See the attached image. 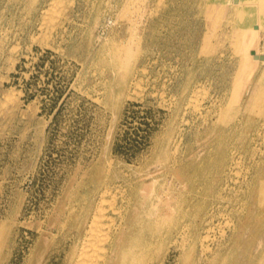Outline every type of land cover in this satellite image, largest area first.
<instances>
[{
  "label": "rangeland",
  "instance_id": "374dc122",
  "mask_svg": "<svg viewBox=\"0 0 264 264\" xmlns=\"http://www.w3.org/2000/svg\"><path fill=\"white\" fill-rule=\"evenodd\" d=\"M62 1L0 0V264H77L85 240L91 264L109 243L88 236L100 204L111 235L112 204L148 214L130 264H264V61L242 40L253 20L227 0ZM257 43L264 53L263 29Z\"/></svg>",
  "mask_w": 264,
  "mask_h": 264
},
{
  "label": "bare ground",
  "instance_id": "6f19581e",
  "mask_svg": "<svg viewBox=\"0 0 264 264\" xmlns=\"http://www.w3.org/2000/svg\"><path fill=\"white\" fill-rule=\"evenodd\" d=\"M62 1V0H61ZM64 1V0H63ZM62 1V3H64ZM85 1V0H84ZM139 1H141V0H139ZM218 1V0H217ZM227 1H229V2H231V5H232V7L234 8V9H237L238 10V14L243 18V19H245V21L248 23L249 21L251 22L252 20V22H253V24H252V29L251 28H247V29H245L244 30V33H242V40H244V44H245V47H244V56L245 57H247L248 59H253L255 62H256V60H258V61H264V53H262L259 49H258V43H257V34H258V30L259 29H263L264 30V0H227ZM8 2V1H7ZM83 2V1H82ZM94 2V1H93ZM127 2V1H126ZM213 2V1H212ZM211 2V3H212ZM2 3V2H1ZM53 3H55V2H53ZM137 3V2H136ZM179 3V2H178ZM207 3V2H206ZM206 3H205V5H206ZM216 3V2H215ZM221 3V2H220ZM219 3V4H220ZM52 4V3H51ZM60 4V3H59ZM58 4V5H59ZM75 4V3H74ZM127 4V3H126ZM135 4V3H134ZM200 4V3H199ZM245 4V5H244ZM52 5H54V4H52ZM51 5V6H52ZM58 5H56V6H58ZM60 5H63V4H60ZM59 5V6H60ZM128 5V4H127ZM174 5V4H173ZM32 6V5H31ZM84 6V5H83ZM132 6V5H131ZM142 6V5H141ZM2 7V6H1ZM14 7V6H13ZM21 7V6H20ZM25 7V6H24ZM53 8L55 7V5L54 6H52ZM86 7V6H85ZM133 7H135V5L133 6ZM138 7V6H137ZM210 7H212L211 5H210ZM30 8V7H29ZM62 8V7H61ZM7 9V8H6ZM44 9V8H43ZM49 9H51V8H49ZM48 9V11H50L51 12V10H49ZM57 9V8H56ZM55 8L53 9L54 10V12H55V10H56ZM59 9V8H58ZM129 9V8H128ZM128 9H127V11H128ZM135 9V8H134ZM139 9V8H138ZM141 9V8H140ZM212 9V8H211ZM13 10V9H12ZM231 10V9H230ZM57 11V10H56ZM79 11V10H78ZM84 11V10H83ZM130 11V10H129ZM227 11V10H226ZM49 12V13H50ZM53 12V11H52ZM54 12H53V14H50L51 16H53L54 15ZM214 12V11H213ZM38 13V12H37ZM36 13V14H37ZM60 13V12H59ZM126 13V12H125ZM140 13V12H139ZM210 13H212V11L210 12ZM220 13V12H219ZM232 13V12H231ZM22 14V13H21ZM48 14V13H47ZM57 14H58V12H57ZM87 14V13H86ZM123 15H124V13H122ZM133 14V13H132ZM143 14H144V12H143ZM229 14V13H228ZM233 14V13H232ZM23 15V14H22ZM31 15V14H30ZM49 15V16H50ZM56 15V14H55ZM126 15V14H125ZM129 15V14H128ZM127 15V16H128ZM146 15V14H145ZM208 15V14H207ZM25 16V15H24ZM168 16V15H167ZM211 16V15H210ZM226 16V15H225ZM240 16H238V17H240ZM36 17H37V15H36ZM54 17H56V16H54ZM103 17H105V16H103ZM131 17H134V18H136L135 16H131ZM139 17H140V14H139ZM214 17H216V16H214ZM22 18V17H21ZM47 19H48V17H46ZM84 18V17H83ZM117 18V17H116ZM142 18V17H141ZM178 18V17H177ZM207 18V17H206ZM105 19V18H104ZM129 19L130 18H128V21H129ZM214 19V18H213ZM218 19V18H217ZM216 19V20H217ZM40 20V19H39ZM48 20H51V18L50 19H48ZM47 20V21H48ZM131 20H133L132 18H131ZM227 20V19H226ZM45 21V20H44ZM62 21V20H61ZM77 21V20H76ZM37 22V21H36ZM133 22V21H132ZM134 22H135V20H134ZM219 22V21H218ZM251 22V23H252ZM70 23V22H69ZM119 23V22H118ZM121 23V22H120ZM142 23V22H141ZM140 23V24H141ZM162 23V22H161ZM250 23V24H251ZM52 24H54V23H52ZM134 24V23H133ZM136 24V23H135ZM134 24V25H135ZM138 24V23H137ZM242 24V23H241ZM32 25V24H31ZM42 25V24H41ZM47 25H48V23H47ZM116 25V24H115ZM176 25V24H175ZM34 26V25H33ZM38 26V25H37ZM66 26V25H65ZM68 26V25H67ZM121 26V25H120ZM130 26V25H129ZM206 26V25H205ZM36 27V26H35ZM43 27V26H42ZM101 27V26H100ZM107 27V26H106ZM243 27V26H242ZM34 28V27H33ZM71 28V27H70ZM129 28V27H128ZM132 28H134L133 26H132ZM54 29V28H53ZM52 29V30H53ZM63 29V28H62ZM80 29V28H79ZM110 29V28H109ZM118 29V28H117ZM136 29V28H135ZM165 29H167V28H165ZM82 30V29H81ZM119 30V29H118ZM121 30H122V28H121ZM134 30V29H133ZM43 31V30H42ZM66 31V30H65ZM113 31V30H112ZM116 31V30H115ZM131 31V30H130ZM46 32V31H45ZM136 32H137V29H136ZM136 32H135V34H136ZM155 32V31H154ZM165 32V31H164ZM60 33V32H59ZM58 33V34H59ZM131 33V32H130ZM133 33H134V31H133ZM46 34V33H45ZM49 34H50V32H49ZM69 34V33H68ZM79 34V33H78ZM137 34H138V32H137ZM168 34V33H167ZM51 35V34H50ZM132 35V34H131ZM130 35V36H131ZM43 36H45L44 34H43ZM46 36H48V34H46ZM59 36V35H58ZM73 36V35H72ZM136 36V35H135ZM155 36V35H154ZM65 37V36H64ZM76 37V36H75ZM93 37H94V35H93ZM132 37V36H131ZM73 38V37H72ZM141 38V37H140ZM209 38V37H208ZM44 39V38H43ZM49 40V39H48ZM129 40V39H128ZM128 40H127V42H128ZM130 41V40H129ZM132 41V40H131ZM160 42V41H159ZM99 43V42H98ZM122 45H124L123 43H121ZM130 44V43H129ZM213 44V43H212ZM126 45H128L127 43H126ZM130 45H128V47H129ZM119 47L121 48V46L119 45ZM212 47H213V45H212ZM217 47V46H216ZM215 47V48H216ZM94 48V47H93ZM212 49H214V47L212 48ZM125 50H127V49H125ZM130 50H131V46H130ZM12 51V50H11ZM138 51V50H137ZM145 51V50H144ZM127 52V51H126ZM217 52V51H216ZM124 53V52H123ZM131 53V52H130ZM134 53V52H133ZM215 53V52H214ZM120 54H121V52H120ZM150 54V53H149ZM222 54V53H221ZM208 55H210V54H208ZM217 55H218V53H217ZM118 56H121V55H118ZM122 57H124V59H126V56H121V58ZM128 58V57H127ZM211 58V57H210ZM243 58V57H242ZM138 60V59H137ZM243 60V59H242ZM247 60V59H246ZM253 61V62H254ZM116 65H117V67H118V69L120 70V71H122V73L124 74V72H126V71H128L129 70V68H130V63L129 62H127V61H124L123 59L121 60L120 59V57H118V58H116ZM223 63V62H222ZM96 64V63H95ZM97 66V65H96ZM182 67V66H181ZM140 69V68H139ZM143 69V68H142ZM263 70H264V68H263ZM262 70V71H263ZM104 71V70H103ZM216 71V70H215ZM240 71H243V70H240ZM261 71V70H260ZM214 73V72H213ZM122 75V74H121ZM259 76V75H258ZM207 77V76H206ZM250 78V77H249ZM182 79V78H181ZM196 88V87H195ZM200 90V89H199ZM231 90V89H230ZM191 92V91H190ZM192 92H193V90H192ZM230 92V91H229ZM233 92V91H232ZM132 93V92H131ZM194 93V92H193ZM234 93V92H233ZM200 94V93H199ZM206 95H207V93H206ZM238 95V94H237ZM15 96H17L16 95V91H9V92H7L6 94H5V101H9V100H12V99H14L15 98ZM192 96V95H191ZM193 97V96H192ZM197 97V96H196ZM194 99H195V97H194ZM214 99V98H213ZM262 99L264 100V93L262 94ZM188 102H190V101H188ZM229 102V101H228ZM238 102V101H237ZM194 103V102H193ZM230 104H232V103H230ZM244 104H245V102H244ZM185 105V104H184ZM197 105V104H196ZM199 105V104H198ZM166 106V105H165ZM182 106V105H181ZM232 106V105H231ZM261 106V105H260ZM214 107H215V105H214ZM217 107V106H216ZM225 107H227V105L225 106ZM243 107H244V105H243ZM203 108V107H202ZM220 108V107H219ZM253 108V107H252ZM181 109H182V107H181ZM197 110V109H196ZM217 110V109H216ZM220 110V109H219ZM229 111V110H228ZM231 111V110H230ZM244 111V110H243ZM248 111H249V109H248ZM237 112V111H236ZM203 113V112H202ZM206 113V112H205ZM222 113V112H221ZM225 113V112H224ZM231 113V112H230ZM233 113V112H232ZM235 113V112H234ZM208 114V113H207ZM206 114V115H207ZM216 114V113H215ZM201 115V114H200ZM209 115V114H208ZM222 116V115H221ZM231 116V115H230ZM238 116V115H237ZM240 116H241V114H240ZM243 116V115H242ZM246 117V116H245ZM229 118V117H228ZM213 119V118H212ZM236 119V118H235ZM240 119V118H239ZM245 119V118H244ZM214 121V120H213ZM220 121V120H219ZM226 121V120H225ZM230 121V120H229ZM238 121V120H237ZM241 121V120H240ZM250 121V120H249ZM224 122V121H223ZM252 122V121H251ZM261 122V121H260ZM204 123V122H203ZM207 123V122H206ZM214 123V122H213ZM220 123V122H219ZM257 123H259V122H257ZM224 124V123H223ZM228 124V123H227ZM238 124V123H237ZM246 124H248L247 122H246ZM251 124V123H250ZM181 126V125H180ZM236 126V125H235ZM242 126V125H241ZM260 126V125H259ZM264 126V125H263ZM205 127V126H204ZM212 127V126H211ZM221 127V126H220ZM227 127V126H226ZM248 127V126H247ZM250 127H252V126H250ZM203 128V127H202ZM210 128V127H209ZM208 128V129H209ZM215 128V127H214ZM245 128V127H244ZM255 128V127H254ZM260 128V127H259ZM258 128V129H259ZM264 128V127H263ZM212 129V128H211ZM222 129V128H221ZM225 129V128H224ZM248 129V128H247ZM257 129V130H258ZM236 130V129H235ZM256 130V129H255ZM246 131V130H245ZM254 131V130H253ZM200 132V131H199ZM247 132V131H246ZM174 133V132H173ZM204 133V132H203ZM223 133H225V132H223ZM236 133H237V131H236ZM242 133V132H241ZM242 134H244V133H242ZM247 134V133H246ZM228 135H229V133H228ZM173 136V135H172ZM201 136H202V134H201ZM209 136V135H208ZM237 136V135H236ZM242 136V135H241ZM248 136V135H247ZM259 136H261V135H259ZM263 136V135H262ZM207 137V136H206ZM205 137V139L207 140V138ZM257 137V136H256ZM172 138V137H171ZM174 138V137H173ZM237 138V137H236ZM242 138H244V137H242ZM258 138V137H257ZM239 139V138H238ZM264 139V138H263ZM205 140V141H206ZM232 140H233V138H232ZM260 140V139H259ZM171 141V140H170ZM201 141H202V139H201ZM240 141V140H239ZM238 141V142H239ZM175 142V141H174ZM200 142V141H199ZM235 142V141H234ZM260 142V141H259ZM202 143V142H201ZM251 143V142H250ZM255 143V142H254ZM258 143V142H257ZM205 144V143H204ZM229 144V143H228ZM245 144V143H244ZM239 145V144H238ZM248 145H249V143H248ZM229 146V145H228ZM237 146V145H236ZM259 146V145H258ZM261 146V145H260ZM207 147V146H206ZM221 147V146H220ZM241 147V146H240ZM254 147V146H253ZM152 148V147H151ZM212 148V147H211ZM177 149V148H176ZM219 149H221V148H219ZM191 150V149H190ZM257 150V149H256ZM162 151V150H161ZM193 151V150H192ZM221 151V150H220ZM241 151H243V150H241ZM247 152V151H246ZM166 153V152H165ZM174 153V152H173ZM190 153H191V151H190ZM249 153H251V152H249ZM238 154V153H237ZM240 154V153H239ZM260 154V153H259ZM165 155V154H164ZM175 155V154H174ZM190 155V154H189ZM250 155V154H249ZM262 155V154H261ZM157 156V155H156ZM175 157V156H174ZM227 157V156H226ZM236 157V156H235ZM240 157H242L241 155H240ZM251 157V156H250ZM264 157V156H263ZM182 158V157H181ZM229 158V157H228ZM177 159V158H176ZM251 159V158H250ZM160 160H161V158H160ZM260 160V159H259ZM262 160V159H261ZM157 161V160H156ZM182 161V160H181ZM187 161V160H186ZM189 161V160H188ZM195 161V160H194ZM251 161V160H250ZM257 162V161H256ZM88 163V162H87ZM176 163V162H175ZM109 164V163H108ZM150 164V163H149ZM203 164V163H202ZM228 163H226V165H227ZM235 164V163H234ZM238 164V163H237ZM255 164V163H254ZM110 165V164H109ZM165 165V164H164ZM106 166V165H105ZM251 166V165H250ZM260 166V165H259ZM264 166V165H263ZM112 167V166H111ZM224 167H225V165H224ZM249 167V166H248ZM255 167V166H254ZM110 168V167H109ZM108 168V169H109ZM146 168V167H145ZM161 168V167H160ZM163 168V167H162ZM112 169V168H111ZM191 169V168H190ZM224 169V168H223ZM235 169V168H234ZM249 169V168H248ZM260 169V168H259ZM206 170V169H205ZM82 171H83V169H82ZM142 171V170H141ZM264 171V170H263ZM166 172V171H165ZM206 172V171H205ZM229 172V171H228ZM239 172V171H238ZM246 172V171H245ZM259 172V171H258ZM111 174H112V172H111ZM159 174V173H158ZM157 174V175H158ZM243 174V173H242ZM245 174V173H244ZM254 174V173H253ZM263 174V173H262ZM87 175V174H86ZM116 175H118V173L116 174ZM149 175V174H148ZM252 175V174H251ZM127 176V175H126ZM154 176V175H153ZM228 176V175H227ZM260 176V175H259ZM262 176V175H261ZM198 177V176H197ZM219 177V176H218ZM233 177H235V176H233ZM238 177V176H237ZM253 177V176H252ZM255 177V176H254ZM113 178V177H112ZM114 178H115V175H114ZM125 178V177H124ZM127 178V177H126ZM151 178V177H150ZM158 178H160V177H158ZM261 178V177H260ZM253 179V178H252ZM259 179V178H258ZM78 180V179H77ZM121 180V179H120ZM124 180H126V179H124ZM131 180V179H130ZM130 180H128V181H130ZM146 180V179H145ZM153 180V179H152ZM219 180V179H218ZM235 180V179H234ZM110 181V180H109ZM133 181V180H132ZM135 181H136V179H135ZM217 181V180H216ZM232 181V180H231ZM249 181V180H248ZM256 181V180H255ZM254 181V182H255ZM258 181V180H257ZM260 181V180H259ZM264 181V180H263ZM111 182V181H110ZM115 182V181H114ZM185 182V181H184ZM183 182V183H184ZM215 182V181H214ZM221 182V181H220ZM227 182V181H226ZM119 183V182H118ZM130 183H132V182H130ZM152 183V182H151ZM240 183V182H239ZM116 184V183H115ZM124 184H125V182H124ZM163 184H165V183H163ZM202 184V183H201ZM221 184V183H220ZM241 184V183H240ZM258 184V183H257ZM166 185V184H165ZM184 185V184H183ZM233 185V184H232ZM261 185H263V184H261ZM127 186V185H126ZM154 186V185H153ZM217 186V185H216ZM223 186V185H222ZM226 186V185H225ZM225 186H224V188H225ZM247 186V185H246ZM264 186V185H263ZM135 187V186H134ZM182 187V186H181ZM220 187H221V185H220ZM227 187V186H226ZM233 187V186H232ZM244 187V186H243ZM247 187H249V186H247ZM112 188V187H111ZM123 188H124V185H123ZM131 188V187H130ZM222 188V187H221ZM229 188V187H228ZM105 189V188H104ZM107 189V188H106ZM229 189H231V188H229ZM236 189V188H235ZM262 189V188H261ZM102 190V189H101ZM129 190V189H128ZM199 190V189H198ZM243 190V189H242ZM249 190V189H248ZM257 190V189H256ZM127 191V190H126ZM139 191V190H138ZM188 191V190H187ZM181 192V191H180ZM221 192V191H220ZM223 192V191H222ZM251 191H249V193H250ZM110 193V192H109ZM121 193V192H120ZM123 193V192H122ZM128 193V192H127ZM155 193V192H154ZM161 193V192H160ZM190 193V192H189ZM234 193V192H233ZM247 193V192H246ZM261 193V192H260ZM157 194V193H156ZM182 194H183V192H182ZM224 194V193H223ZM101 195H103L102 193H101ZM113 195H115V194H113ZM96 196V195H95ZM106 196V195H105ZM126 196V195H125ZM168 196V195H167ZM219 196V195H218ZM228 196V195H227ZM238 196V195H237ZM236 196V197H237ZM249 196V195H248ZM103 197V196H102ZM162 197V196H161ZM242 197V196H241ZM95 198V197H94ZM99 198V197H98ZM131 198V197H130ZM140 198H141V196H140ZM156 198V197H155ZM172 198H175V197H172ZM188 198V197H187ZM216 198H217V196H216ZM231 198V197H230ZM233 198V197H232ZM112 199V198H111ZM138 199V198H137ZM157 199V198H156ZM166 199V198H165ZM219 199H221V197L219 198ZM105 200V199H104ZM106 200H108V199H106ZM175 200V199H174ZM178 200V199H177ZM229 200V199H228ZM232 200V199H231ZM98 201V200H97ZM111 201V200H110ZM115 201V200H114ZM149 201V200H148ZM148 201H146V202H148ZM165 201V200H164ZM173 201V200H172ZM171 201V202H172ZM176 201V200H175ZM264 201V200H263ZM101 202V201H100ZM158 202H159V200H158ZM163 202V201H162ZM242 202V201H241ZM240 202V203H241ZM106 203V202H105ZM164 203V202H163ZM165 203H166V201H165ZM175 203H177V202H175ZM179 203V202H178ZM204 203H205V201H204ZM203 203V204H204ZM264 203V202H263ZM91 204V203H90ZM111 204H112V202H111ZM221 204V203H220ZM237 204V203H236ZM74 205V204H73ZM106 205V204H105ZM133 205V204H132ZM143 205H145V204H143ZM183 205V204H182ZM181 205V206H182ZM227 205V204H226ZM232 205V204H231ZM262 205V204H261ZM136 206V205H135ZM159 206V205H158ZM163 206V205H162ZM169 206V205H168ZM221 206V205H220ZM225 206V205H224ZM223 206V207H224ZM179 207V206H178ZM183 207V206H182ZM3 208V207H2ZM6 208V207H5ZM109 208V207H108ZM107 208V209H108ZM112 208L116 211V213L118 214V216H119V220H118V222H117V225H116V227H115V229H116V232L114 233V234H110L109 233V231L108 230H102V228L100 227L101 225H100V220H101V216L103 217L104 215H103V207H102V205L100 204V205H98L97 206V208H96V211H95V213H94V215L92 216V218H91V230L89 231V238L91 239L92 238V240L94 239L95 240V238L99 241V240H102V242H106V241H108L109 243H108V245L107 246H105L104 245V243H103V246H100V248L102 247V252L99 254V258H101L102 259V264H130L132 261H131V257H132V255H133V253L136 251V249L137 248H139L140 247V245H141V242H140V240H141V237L146 233V232H148V228H146V227H143V225L144 224H146L147 223V221H148V214H147V216L146 217H144L143 215H139V212H136L135 214H132L131 212H129V211H126V212H124L123 211V209H121L120 207H116V206H113V204H112ZM151 208V207H150ZM158 208V207H157ZM237 208V207H236ZM208 209V208H207ZM220 209V208H219ZM234 209V208H233ZM232 209V210H233ZM92 210V209H91ZM154 210V209H153ZM166 210V209H165ZM169 210H170V208H169ZM227 210V209H226ZM225 210V211H226ZM230 210V209H229ZM164 211V210H163ZM3 212V211H2ZM152 213V212H151ZM223 213V212H222ZM248 213V212H247ZM150 214V213H149ZM195 214V213H194ZM216 214V213H215ZM227 214V213H226ZM231 214H233V213H231ZM156 215V214H155ZM171 215V214H170ZM244 215V214H243ZM247 215V214H246ZM166 216V215H165ZM172 216V215H171ZM170 216V217H171ZM214 216V215H213ZM231 216V215H230ZM229 216V217H230ZM8 217V216H7ZM77 217V216H76ZM109 217H111V216H109ZM116 217V216H115ZM159 217H160V215H159ZM164 217V216H163ZM197 217V216H196ZM209 217V216H208ZM104 219H105V217H103ZM238 218V217H237ZM112 219V218H111ZM158 219V218H157ZM156 219V220H157ZM239 219V218H238ZM162 220V219H161ZM184 220V219H183ZM186 220V219H185ZM87 221V220H86ZM209 221V220H208ZM103 222V221H102ZM108 222V221H107ZM192 222V221H191ZM202 222V221H201ZM215 222V221H214ZM219 222V221H218ZM240 222H241V220H240ZM205 223V222H204ZM210 223V222H209ZM212 223V222H211ZM1 224V223H0ZM103 224V223H102ZM108 224L109 223H107L106 225L108 226ZM188 224V223H187ZM203 224V223H202ZM206 224H207V222H206ZM242 224H243V222H242ZM261 224H263V223H261ZM110 225V224H109ZM163 225H164V223H163ZM173 225H174V223H173ZM221 225V224H220ZM182 226H184V225H182ZM222 226V225H221ZM58 227V226H57ZM109 227V226H108ZM114 227V226H113ZM227 227V226H226ZM243 227V226H242ZM47 228V227H46ZM63 228V227H62ZM65 228V227H64ZM111 228V227H110ZM186 228V227H185ZM212 228H213V226H212ZM218 228V227H217ZM223 228V227H222ZM58 229V228H57ZM109 229V228H108ZM209 229V228H208ZM228 229H229V227H228ZM237 228L236 227H234L233 228V234L236 232L235 230H236ZM47 230V229H46ZM219 230H220V228H219ZM63 231V230H62ZM173 231V230H172ZM171 231V232H172ZM190 231H191V229H190ZM223 231V230H222ZM264 231V230H263ZM69 233V232H68ZM190 233V232H189ZM203 233V232H202ZM224 233V232H223ZM66 234V233H65ZM65 234H64V236H65ZM117 234H118V236H117ZM176 234V233H175ZM183 234V233H182ZM172 235V234H171ZM208 235H209V233L207 234H204L203 235V237L204 238H208ZM229 235V234H228ZM73 236V235H72ZM196 236H198V235H196ZM226 236V235H225ZM43 237V236H42ZM70 238H71V236H69ZM86 237V236H85ZM187 237V236H186ZM235 237V236H234ZM15 238V237H14ZM17 238V237H16ZM89 238H87V239H89ZM184 237H182V239H183ZM189 238V237H188ZM203 238V239H204ZM210 238V237H209ZM64 239V238H63ZM175 239V238H174ZM181 239V240H182ZM202 239V240H203ZM91 240V241H92ZM93 240V242H95ZM162 240H163V238H162ZM198 240V239H197ZM60 241V240H59ZM96 242V244L98 243L99 244V242ZM209 241V240H208ZM102 242H100V243H102ZM175 242V241H174ZM182 242V241H181ZM184 242V241H183ZM182 242V243H183ZM231 242H233L232 240H231ZM237 242H239V241H237ZM61 243V242H60ZM83 243V242H82ZM162 243V242H161ZM181 243V244H182ZM186 243V242H185ZM196 243V242H195ZM202 243V242H201ZM227 243V242H226ZM14 244H15V242H14ZM43 244V243H42ZM70 244V243H69ZM218 244V243H217ZM237 244V243H236ZM241 244V243H240ZM90 245H91V243L89 242V241H84V243H83V245H82V247H81V251H80V253H79V255H80V257H79V259H77V264H85V260H87V259H89L88 257H91V256H89V255H91V254H88V253H86V251L88 250L89 251V247H90ZM57 246V245H56ZM61 246V245H60ZM92 246H94V244L92 245ZM162 246V245H161ZM183 246V245H182ZM234 246V245H233ZM14 247V246H13ZM95 247V246H94ZM94 247H92V248H94ZM97 248H98V250H99V246H96ZM190 247H192V246H190ZM208 247V246H207ZM57 248V247H56ZM91 248V247H90ZM91 248V249H92ZM162 247H160V249H161ZM204 248V247H203ZM202 248V249H203ZM217 248V247H216ZM90 249V250H91ZM96 248H94V250H95ZM169 249V248H168ZM177 249V248H176ZM190 249V248H189ZM189 249L187 250V251H189ZM193 249V248H192ZM191 249V250H192ZM200 249V248H199ZM93 250V249H92ZM93 250V251H94ZM97 250V251H98ZM183 250V249H182ZM210 250V249H209ZM208 250V251H209ZM215 250V249H214ZM219 250V249H218ZM13 251V250H12ZM77 251V250H76ZM93 251H91V252H93ZM200 251V250H199ZM229 251V250H228ZM176 252V251H175ZM180 252V251H179ZM204 252V251H203ZM219 252V251H218ZM90 253V252H89ZM94 253H96V250L94 251ZM160 253V252H159ZM158 253V254H159ZM170 253V252H169ZM188 253V252H187ZM260 253V252H259ZM48 254H49V252H48ZM54 254V253H53ZM59 254V253H58ZM87 254H88V256H87ZM98 254V253H97ZM97 254H96V257H97ZM173 254V253H172ZM182 254V253H181ZM194 254V253H193ZM192 254V255H193ZM212 254V253H211ZM50 255H51V253H50ZM75 255V254H74ZM191 255V254H190ZM235 255V254H234ZM43 256V255H42ZM87 256V257H86ZM200 256V255H199ZM214 256V254L212 255V257ZM219 256V255H218ZM217 256V257H218ZM232 256V255H231ZM259 256V255H258ZM41 257V256H40ZM60 257V256H59ZM67 257V256H66ZM95 257V256H94ZM94 257H92V258H90V259H94ZM95 257V258H96ZM165 257V256H164ZM188 257H189V255H188ZM190 257H192V256H190ZM205 257V256H204ZM257 257V256H256ZM263 257V256H262ZM42 258V257H41ZM99 258L97 259L96 258V260H94V261H92L91 262V264H101V262H100V260H99ZM196 258V257H195ZM194 258V259H195ZM232 258V257H231ZM234 258V257H233ZM17 259V258H16ZM85 259V260H84ZM177 259V258H176ZM188 259V258H187ZM193 259V260H194ZM202 259V258H201ZM205 259H206V257H205ZM208 259V258H207ZM210 259V258H209ZM212 259V258H211ZM189 260V259H188ZM198 260V259H197ZM66 261V260H65ZM90 261V260H89ZM87 262V263H90V262ZM203 261V260H202ZM7 262V261H6ZM30 262V261H29ZM39 262V261H38ZM148 262V261H147ZM212 262V261H211ZM232 262V261H231ZM86 263V264H87ZM139 263V262H138ZM204 263V262H203ZM223 263H225V261L223 262ZM35 264V263H34ZM196 264V263H195ZM202 264V263H201ZM207 264H209V263H207Z\"/></svg>",
  "mask_w": 264,
  "mask_h": 264
}]
</instances>
